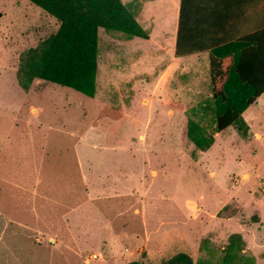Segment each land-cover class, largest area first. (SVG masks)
Returning a JSON list of instances; mask_svg holds the SVG:
<instances>
[{"label":"rangeland","instance_id":"rangeland-1","mask_svg":"<svg viewBox=\"0 0 264 264\" xmlns=\"http://www.w3.org/2000/svg\"><path fill=\"white\" fill-rule=\"evenodd\" d=\"M121 1L153 17L141 23L149 39L99 29L88 98L19 86L23 56L58 23L28 0H0V264H163L179 253L222 264L232 234L264 264V95L243 113L246 137L231 126L197 150L186 125L214 133L200 112L211 90L185 73L159 82L148 64L175 35L179 0Z\"/></svg>","mask_w":264,"mask_h":264},{"label":"trees","instance_id":"trees-1","mask_svg":"<svg viewBox=\"0 0 264 264\" xmlns=\"http://www.w3.org/2000/svg\"><path fill=\"white\" fill-rule=\"evenodd\" d=\"M55 19L58 28L36 47L28 49L17 73L19 86L27 91L33 80H41L72 89L88 98L96 91L98 31L117 32L147 40L149 34L129 13L121 0H28ZM186 0H180L175 56L195 53L187 48L184 37ZM252 36L237 44L225 46L210 58L211 96L201 108V117L211 116L213 134L193 121H187V139L201 152L213 144L214 134L233 126L247 136L243 113L264 93V60L254 52L260 44ZM255 45V46H254ZM254 47V48H253ZM227 48H231L227 52ZM223 52L225 53L223 55ZM214 54V53H212ZM232 55L230 64L225 56ZM241 235L232 234L223 249L222 264H255L242 256ZM124 264H142L131 261ZM163 264H195L187 254L179 253Z\"/></svg>","mask_w":264,"mask_h":264},{"label":"crops","instance_id":"crops-1","mask_svg":"<svg viewBox=\"0 0 264 264\" xmlns=\"http://www.w3.org/2000/svg\"><path fill=\"white\" fill-rule=\"evenodd\" d=\"M179 8L180 0L179 6L175 8L176 31L173 39L168 45L159 46L160 54L155 63L148 61L150 66L158 69L157 81L160 82L162 76L163 79L171 81L178 79L180 73H185L193 76V80L201 86L200 90H203V87L211 90L210 58L215 57V52L225 48L226 44L239 45L238 43L245 41L248 36H252V40L260 44L254 55L264 60V0H186L184 37L187 48L195 53L182 57L175 56ZM152 18H144L141 13H137L135 20L142 27L141 23ZM226 51L230 52L231 48ZM231 58L232 55L225 56L226 64H230ZM184 59L185 64L182 62ZM187 81H190V77ZM263 95L264 93L260 97ZM210 96L211 93L209 100ZM31 113L36 115L38 111L31 107ZM2 178L1 181H7Z\"/></svg>","mask_w":264,"mask_h":264},{"label":"built area","instance_id":"built-area-1","mask_svg":"<svg viewBox=\"0 0 264 264\" xmlns=\"http://www.w3.org/2000/svg\"><path fill=\"white\" fill-rule=\"evenodd\" d=\"M92 258H93V259H96L97 257L94 255Z\"/></svg>","mask_w":264,"mask_h":264}]
</instances>
